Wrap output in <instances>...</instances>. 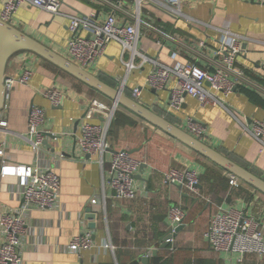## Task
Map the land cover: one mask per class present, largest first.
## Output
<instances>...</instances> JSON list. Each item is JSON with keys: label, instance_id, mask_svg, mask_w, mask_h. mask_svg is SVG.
<instances>
[{"label": "crops", "instance_id": "crops-1", "mask_svg": "<svg viewBox=\"0 0 264 264\" xmlns=\"http://www.w3.org/2000/svg\"><path fill=\"white\" fill-rule=\"evenodd\" d=\"M5 1L0 0V14ZM62 1L59 16L23 5L10 24L69 59V16L103 11L86 0ZM183 12L186 18L176 19L152 9L149 20L167 36L145 29L147 34L140 48L167 65L175 61L191 62L210 69L224 40L220 29L229 27L248 39L236 69L248 80L264 85V72L260 68L264 58V3L183 0ZM120 54L119 44L112 42L106 55L88 72L118 90L126 82L125 94L131 97L133 89L145 86L151 68L144 66L126 79ZM173 54L177 55L176 60ZM26 69L33 72L31 83L15 84L2 111L1 121L6 126L0 129V147L5 150L8 164L35 165L36 157L27 140L29 113L32 107L44 109L46 122L42 130L62 138L52 140L46 136L49 146L44 144L39 163L59 175L61 192L57 209L33 208L26 214L27 232L20 249L22 264H264V259L255 254L245 255L242 260L238 253H216L205 236L211 218L219 210L237 209L264 218L263 194L246 184L239 190L232 189L229 173L119 107L118 111L136 124L112 129L109 136L112 151L105 156L104 173L108 175L111 156L118 150L129 151L141 166L136 178L138 197L115 199L111 187L103 186L99 158L82 155L77 143L90 102L99 100L110 105L112 101L29 53H20L10 60L6 78H19ZM48 89L62 93L60 106H53L44 96ZM240 89L225 99L239 121L224 107L201 106L189 96L181 110H174L170 106L171 85L163 90L144 87L137 101L189 133L191 123L201 124L202 141L264 178V149L248 131L252 121L264 119V108L250 101ZM220 97L223 98L221 94ZM86 121L99 124L103 119L96 116ZM1 165L0 161V207L2 211L20 213L24 200L19 180L3 178ZM171 170L195 171L201 189L193 192L166 184L164 176ZM95 198L100 200L99 205H92ZM172 206L184 210L185 227L168 247L161 248L162 238L173 227L169 219ZM88 208L97 213L96 220L86 218ZM90 224H96V228L91 229ZM86 231L92 233L93 247L81 253L70 252L68 246L72 240ZM106 244L112 245L113 250L107 249ZM154 251L156 255L148 256Z\"/></svg>", "mask_w": 264, "mask_h": 264}, {"label": "built area", "instance_id": "built-area-1", "mask_svg": "<svg viewBox=\"0 0 264 264\" xmlns=\"http://www.w3.org/2000/svg\"><path fill=\"white\" fill-rule=\"evenodd\" d=\"M100 8L102 12L92 11L88 14L69 16V31L71 37L68 43L70 61L89 71L106 55L107 47L116 42L121 49V62L126 70V79L134 71L150 66L146 88L163 90L171 85L170 106L176 111L182 109L186 96L196 99L201 106L212 105L224 107L230 115L239 121L236 112L226 105L225 99L234 92L235 88H248L264 99V85L248 80L236 69L238 57L243 52V44L248 41L244 36L234 33L229 27L220 29L224 34L217 60L212 61L211 68L205 69L191 62H178L167 65L140 48L142 38L147 34L145 29L156 34L167 36L149 20L152 9L159 10L170 17L186 18L183 12V0H86ZM264 3V0H258ZM28 5L53 16L61 15L62 0H6L0 18L10 23L17 10ZM102 13L103 17H100ZM145 31V32H144ZM204 43L202 42V45ZM172 58L176 60L177 55ZM264 72V58L260 63ZM33 72L24 70L19 78L5 79L6 100L15 84L28 86ZM144 87L131 91V98L139 100ZM126 82L121 91L125 93ZM220 94L223 96L220 97ZM44 96L53 106H60L63 95L57 89H48ZM119 106L112 102L110 105L103 101L93 100L85 111L84 122L81 125L78 146L82 155L96 156L103 170V186L108 185L117 200H134L138 197L136 176L141 163L128 151L118 150L111 156V168L108 175L104 173L105 156L111 150L109 132L112 121ZM96 116L103 121L91 123ZM46 122V112L40 107H32L29 113V130L27 140L36 157L33 166L10 165L5 160V150L0 147L1 176L15 177L19 180L20 195L24 200L21 212L2 211L0 207V264H22L21 246L27 232L26 214L33 208L54 210L60 204L61 179L51 168H42L40 158L46 140L42 126ZM0 126H6L0 122ZM252 137L264 149V119L252 121L248 130ZM190 133L202 137L204 128L201 124L191 123ZM108 177V181H107ZM229 186L234 190L241 189L245 184L234 175L228 174ZM168 185L183 187L196 192L200 178L195 171L171 170L164 176ZM1 196V191H0ZM103 209L106 197H103ZM92 205H99L95 198ZM185 212L179 206H172L169 219L174 231L185 222ZM205 236L216 253H238L243 260L245 255L255 254L264 259V218L249 215L244 211L229 209L216 212L209 223ZM92 233L83 232L76 236L68 250L81 253L93 247ZM174 237L169 240L171 243ZM107 249L113 246L106 244Z\"/></svg>", "mask_w": 264, "mask_h": 264}, {"label": "water", "instance_id": "water-1", "mask_svg": "<svg viewBox=\"0 0 264 264\" xmlns=\"http://www.w3.org/2000/svg\"><path fill=\"white\" fill-rule=\"evenodd\" d=\"M29 53L37 56L46 62L52 64L56 68L65 72L69 76L75 78L81 83L85 84L89 88L95 90L105 98L111 100L119 107L125 109L130 114L141 119L142 121L148 123L149 125L160 130L164 134L173 138L177 142L186 146L196 154L202 156L203 158L209 160L214 165L218 166L227 173L234 175L244 184L255 189L259 193L264 195V178L256 175L251 170L245 168L244 166L238 164L230 157L221 153L220 151L214 149L200 138L195 137L174 123L170 122L168 119L157 114L148 107L142 105L140 102L134 100L129 95L125 94L123 91L118 90L111 85L105 83L100 78L94 76L88 71L82 69L66 57L58 54L54 50L50 49L46 45L37 41L33 37L29 36L20 29L12 26L10 23L5 22L0 18V122L1 114L5 106L6 96H5V79L6 70L10 60L20 54ZM237 91L235 88L234 92ZM1 129V126H0ZM48 138L52 140H60L62 137L53 134H46ZM48 145V142H45ZM112 151V150H110ZM116 152V151H114ZM90 157V156H88ZM138 178V176H136ZM180 190H183L182 185H178ZM196 189H201L198 185ZM86 218L88 220H96L97 213L92 211V208H88L86 211ZM185 225L181 224L174 231L171 229L164 238H162L161 248H166L169 246V240L176 237L183 229ZM91 229L96 228V224H90ZM156 255L157 252H150L149 255ZM146 259V258H144Z\"/></svg>", "mask_w": 264, "mask_h": 264}, {"label": "trees", "instance_id": "trees-1", "mask_svg": "<svg viewBox=\"0 0 264 264\" xmlns=\"http://www.w3.org/2000/svg\"><path fill=\"white\" fill-rule=\"evenodd\" d=\"M240 92L242 94H244L245 96H247L250 99V101H252L254 104L264 108V100L262 98H260L254 91H252L248 88H241ZM135 124H136V122L132 118H130L126 115H123L122 113L117 111L115 114V117L112 121L111 127H110L109 136H111L112 129L115 127L121 128V127H126V126H134ZM110 145H111V143H110ZM111 147H112V145H111ZM245 168H247V167H245Z\"/></svg>", "mask_w": 264, "mask_h": 264}]
</instances>
